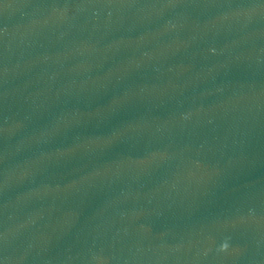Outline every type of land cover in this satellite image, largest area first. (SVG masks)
Instances as JSON below:
<instances>
[{
    "label": "clouds",
    "instance_id": "obj_1",
    "mask_svg": "<svg viewBox=\"0 0 264 264\" xmlns=\"http://www.w3.org/2000/svg\"><path fill=\"white\" fill-rule=\"evenodd\" d=\"M226 247H227V245H223V246H222V250H223L224 248H226Z\"/></svg>",
    "mask_w": 264,
    "mask_h": 264
}]
</instances>
